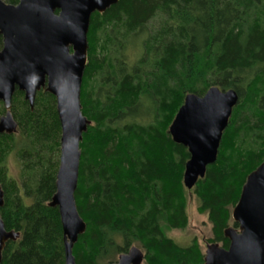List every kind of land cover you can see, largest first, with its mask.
I'll return each mask as SVG.
<instances>
[{
	"label": "trees",
	"instance_id": "1",
	"mask_svg": "<svg viewBox=\"0 0 264 264\" xmlns=\"http://www.w3.org/2000/svg\"><path fill=\"white\" fill-rule=\"evenodd\" d=\"M137 42L128 65L125 52ZM87 46L80 103L90 124L74 193L85 231L72 248L75 264H110L131 247L142 264H203L196 241L180 247L167 236L188 223L189 159L168 128L187 94L217 87L238 95L215 163L189 191L211 225L207 242L227 249L232 209L264 161V0H118L91 15ZM10 112L18 130L0 135V219L19 237L5 244L0 264H64L59 213L48 206L61 135L55 98L39 91L30 110L15 91ZM11 153L20 181L5 176Z\"/></svg>",
	"mask_w": 264,
	"mask_h": 264
},
{
	"label": "water",
	"instance_id": "2",
	"mask_svg": "<svg viewBox=\"0 0 264 264\" xmlns=\"http://www.w3.org/2000/svg\"><path fill=\"white\" fill-rule=\"evenodd\" d=\"M118 0H19L16 5L0 0V135H11L17 124L10 113L15 91L23 93L30 110L39 91L55 98L60 124L59 165L55 192L48 203L57 208L62 228L64 264H75L72 248L85 231L74 193L80 160L79 144L90 121L81 113L80 91L87 63V33L93 13H104ZM237 93L209 88L203 96L187 94L168 132L175 144L185 147L183 185L190 191L215 163L222 134L228 126ZM0 186V208L3 206ZM237 228L228 227L227 249L208 244L203 264H264V161L246 178L231 212ZM19 234L6 231L0 219L2 250ZM143 253L131 247L113 264H142Z\"/></svg>",
	"mask_w": 264,
	"mask_h": 264
},
{
	"label": "rangeland",
	"instance_id": "3",
	"mask_svg": "<svg viewBox=\"0 0 264 264\" xmlns=\"http://www.w3.org/2000/svg\"><path fill=\"white\" fill-rule=\"evenodd\" d=\"M139 40L140 39H138V41ZM137 44L138 42L134 46L130 44L125 52V58H126V62L128 63V65H132L133 63H135V61L137 60L139 56V53H140L139 44L138 45ZM1 48H2V45L0 47V50ZM17 130L18 129L16 128V131L14 133H17ZM59 154H60V148H59V153H58V160H59ZM4 172H5L6 178L9 181H20L21 163H20L19 158L14 153L9 154L7 158L5 159ZM186 198H187L186 212H187V218H188L187 226L183 230H172L167 233V236L175 244H177L180 247H188L193 241H196L197 244L200 246L203 252V255H204L206 246L210 244L207 241L210 238H212L211 225L208 222L206 215L199 213L198 203H197L195 196L191 192L188 191ZM230 227H232V225ZM119 256L118 255L115 256L114 257L115 261L110 264L116 263Z\"/></svg>",
	"mask_w": 264,
	"mask_h": 264
}]
</instances>
